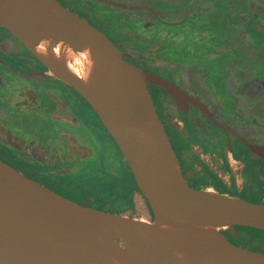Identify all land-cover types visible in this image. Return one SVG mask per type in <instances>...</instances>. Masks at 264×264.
<instances>
[{
    "label": "flooded vegetation",
    "instance_id": "af4514ba",
    "mask_svg": "<svg viewBox=\"0 0 264 264\" xmlns=\"http://www.w3.org/2000/svg\"><path fill=\"white\" fill-rule=\"evenodd\" d=\"M58 1L105 32L128 62L176 83L207 109L210 116L189 100L178 106L148 85L190 186L243 199L258 192L264 203V154L251 150L264 147V0H181L184 15L176 22L162 13L173 7L162 0ZM233 9L242 14L226 18ZM186 26L197 30H180ZM0 160L101 211H134L138 196L154 219L93 108L1 25ZM91 176L86 187L76 184ZM244 232L231 241L264 252Z\"/></svg>",
    "mask_w": 264,
    "mask_h": 264
},
{
    "label": "water",
    "instance_id": "95a60500",
    "mask_svg": "<svg viewBox=\"0 0 264 264\" xmlns=\"http://www.w3.org/2000/svg\"><path fill=\"white\" fill-rule=\"evenodd\" d=\"M0 25L25 45L53 39L74 51L91 45L98 53L90 88L62 66L55 67V78L96 112L154 213V219L137 218L79 204L0 160V264H60L54 244L77 254L80 242L95 246L99 236L103 244L95 248L122 264H264V252L225 234L237 236L242 227L264 235V203L189 185L148 85L165 90L178 106L189 100L210 116L198 100L128 62L105 32L58 0H0ZM142 127L145 141L137 135ZM251 150L253 157L264 154L262 146Z\"/></svg>",
    "mask_w": 264,
    "mask_h": 264
},
{
    "label": "bare ground",
    "instance_id": "6f19581e",
    "mask_svg": "<svg viewBox=\"0 0 264 264\" xmlns=\"http://www.w3.org/2000/svg\"><path fill=\"white\" fill-rule=\"evenodd\" d=\"M26 46L44 59L43 64L48 68L49 75L52 77L57 76L55 67L62 66L88 89L97 76L100 58L91 45H87L83 51H74L67 43L50 39L39 42L37 47ZM137 135L141 140H147L146 128L139 129ZM102 244L103 239L99 236L95 246L99 248ZM95 246L89 245L87 241L80 242L79 247L81 248L76 254L74 251L65 253L62 245L54 244L52 253L60 264H84V260L88 258L89 264H122Z\"/></svg>",
    "mask_w": 264,
    "mask_h": 264
},
{
    "label": "rangeland",
    "instance_id": "374dc122",
    "mask_svg": "<svg viewBox=\"0 0 264 264\" xmlns=\"http://www.w3.org/2000/svg\"><path fill=\"white\" fill-rule=\"evenodd\" d=\"M264 15V14H263ZM180 30H185V31H187V32H194V31H196L197 29H194L193 30V28H192V26H186L185 28L183 27V29H180ZM161 35V32H159L158 34H157V36H160ZM189 38L191 39L192 38V36H189ZM199 38V37H198ZM192 39H194V40H196L197 38L195 37H193ZM93 176H91V177H86L85 178V180L83 181V180H75L76 181V184H78V185H81V186H84V187H86V183H88L87 185H89V184H91L92 183V181H93ZM208 190H211V191H215L214 189H208ZM216 192V191H215ZM66 194H68L69 196H71V197H73V198H75V199H78L79 198V195H81L82 194V192H76V193H74V194H71V193H66ZM107 194V193H106ZM102 196H104V194H102ZM105 197V196H104ZM244 199H248L249 200V198L248 197H244ZM135 201H136V203H137V207H136V209H134V211L133 210H128V211H126L125 212V214L124 215H128V216H130V217H137V218H142L143 216L145 217L146 216V214H148V215H151L150 214V211H149V209H148V207L144 204V203H141L140 202V199H139V197L137 196V199H135ZM140 204H139V203ZM139 205L141 206L142 205V207L143 208H141V209H139ZM255 234V235H254ZM259 233L258 232H256V231H254V230H246L244 233H242V238H244V240L245 241H247L246 239H251V240H249V241H247V243H249V244H251V245H253L254 247L256 246V247H260V248H262V249H264V240H262L263 238H258L257 237V235H258ZM243 240V241H244Z\"/></svg>",
    "mask_w": 264,
    "mask_h": 264
},
{
    "label": "trees",
    "instance_id": "16d2710c",
    "mask_svg": "<svg viewBox=\"0 0 264 264\" xmlns=\"http://www.w3.org/2000/svg\"><path fill=\"white\" fill-rule=\"evenodd\" d=\"M162 1L166 5L173 6L172 8H165L164 7L162 10V13L167 17V20L176 22V21H179L180 19H182L183 15H184V2L183 1H181V0H162ZM238 11H240V13H237ZM228 12L232 13V14H226V18H229V19L237 18L240 14H242L241 9H233V11L229 10ZM225 23L229 24V22H227V21ZM258 183H260L261 185L263 184L261 181H258ZM248 198H249V200L254 201V202H261V200H262V198L258 196V192L251 193ZM246 230L247 229H245V228L237 227V233L238 234H240L242 231H246ZM238 234H237V236H238ZM227 236L229 237L230 240L236 239L235 236H231L229 234H227ZM257 237L263 238L262 240H264V235L261 233H259L257 235ZM257 248L262 249L260 247H257Z\"/></svg>",
    "mask_w": 264,
    "mask_h": 264
}]
</instances>
